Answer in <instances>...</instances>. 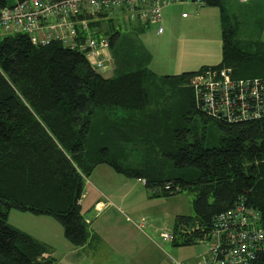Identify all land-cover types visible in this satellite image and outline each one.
I'll list each match as a JSON object with an SVG mask.
<instances>
[{
  "label": "trees",
  "instance_id": "obj_1",
  "mask_svg": "<svg viewBox=\"0 0 264 264\" xmlns=\"http://www.w3.org/2000/svg\"><path fill=\"white\" fill-rule=\"evenodd\" d=\"M201 1L219 7L221 59L198 71L228 68L233 79L264 76V46L257 47L261 52L238 48L220 0ZM8 3L0 0V6ZM96 18L88 25L95 36L106 37L112 58L122 30L142 32L146 26L130 25L119 14ZM111 63L112 74L105 77L104 68L95 70L81 52L58 40L35 45L24 33L0 37V264L49 263L41 258V243L7 223L11 209L50 216L73 246L85 242L78 198L84 179L99 163L143 178L152 197L191 193V213L176 215L172 222L167 240L172 246L199 242L213 216L238 198L258 213L256 224L264 233V119L226 122L207 116L184 85L197 70L162 75L150 89L154 74L144 63L132 69ZM165 88L174 91L169 95ZM149 91L157 97L153 110H146ZM112 109L128 116L100 114ZM196 118L199 129L191 122ZM208 121L218 137L207 147L202 142ZM134 139L145 148L141 154L136 150L139 158L132 162L128 153L137 147ZM127 142L132 146H124ZM155 186L158 190L151 191ZM251 264H264V248Z\"/></svg>",
  "mask_w": 264,
  "mask_h": 264
},
{
  "label": "rangeland",
  "instance_id": "obj_2",
  "mask_svg": "<svg viewBox=\"0 0 264 264\" xmlns=\"http://www.w3.org/2000/svg\"><path fill=\"white\" fill-rule=\"evenodd\" d=\"M220 5L223 14L226 16V26L228 25L233 30L230 39L236 42V46L248 51H253L256 48L257 52H261L257 47L264 46V0H220ZM169 9L172 12V18L167 15ZM218 9L219 7L207 5L203 1L184 0L171 8L162 9L160 25L163 32L161 33L155 32L154 25H148L149 27L143 32H135L130 29L122 30L112 50L114 53L113 58L110 56L109 50L107 51L103 70H112L113 65L111 62H124L125 66L131 69L144 63L145 67L152 70L154 74V82L151 83L152 86L150 87V89H154L156 85L161 83V74L173 73L174 69L172 67L166 69L165 66H167L166 62L173 61L178 47L184 50L185 53L182 52L181 54L180 52L179 54L187 62L203 61V63L216 64L217 62L205 61L216 57L219 52L217 43L220 41ZM181 11L188 15V21L181 19L179 15ZM184 37L193 38L194 41L182 42L179 45L178 40ZM247 44H250V47ZM260 49L264 52V48L261 47ZM129 68L125 69L128 70ZM215 69L219 70L218 68ZM220 69H224L225 73L229 72L228 68ZM189 83L190 80L184 85L190 88ZM171 91L174 90L165 88L166 94L170 95ZM149 93V103L146 110H153L157 105V97H152L151 91ZM100 114L112 118L113 116L124 118L128 116L120 109L104 110ZM133 116L138 118L139 114L133 113ZM191 122L198 129L200 128L201 122L198 118ZM185 125L186 123H183V126ZM99 127L101 129V126ZM217 137V129L210 121L206 122L202 144L207 147L215 145ZM140 140H133V142L135 141L134 146L137 147L131 148L128 153V158L131 161L137 160L139 158L138 154H141V150L145 148ZM125 144L124 146L128 145L127 148L132 146V142ZM123 157L127 158V156ZM121 160L124 161L125 159L121 158ZM129 164L131 165V163ZM134 164L137 165L136 162ZM107 174H111L116 179L107 177ZM123 180H127V184L123 185ZM83 186L87 188L107 187L115 196L119 195L115 189L127 191L125 192L123 200L125 206L122 207V211H135L138 214L137 218H133L135 220L134 224L139 225L141 218L143 221L138 228L135 226L138 233L132 234V240L124 238V243L128 246L132 245L131 249L135 252H148L155 260L151 264H156L162 258L159 261L160 263L165 255H169L177 261H184L183 263L187 264L193 259L196 260L205 252L206 245L203 242L172 246L168 241H164L159 237L162 232L170 231L173 218L176 215L191 213L192 195L187 190L166 196L152 197L147 194L143 186L134 177L117 173L105 163L97 164L89 172ZM7 222L20 230L46 239L52 247L50 254L54 261L52 264H67L71 247L62 236L61 226L54 219L45 215H33L11 209ZM112 233L119 238L123 237L120 229L113 230ZM87 252L89 262L93 264L94 259L90 256L92 251L88 249ZM85 253V249L79 251L78 258L71 260V264H85L87 262Z\"/></svg>",
  "mask_w": 264,
  "mask_h": 264
},
{
  "label": "built area",
  "instance_id": "obj_3",
  "mask_svg": "<svg viewBox=\"0 0 264 264\" xmlns=\"http://www.w3.org/2000/svg\"><path fill=\"white\" fill-rule=\"evenodd\" d=\"M184 0H11L0 6V37L7 33H24L32 44L58 40L63 46L81 52L97 71L105 66L108 41L95 36L91 20L119 14L127 23L155 25L161 32V10ZM199 1L201 0H192ZM245 1V0H239ZM181 17L186 13L181 12ZM195 106L207 116L236 122L254 118L264 119V76L230 78L224 69L197 70L189 83ZM141 185L144 179L140 178ZM164 189L169 184L163 185ZM157 186L151 191H157ZM258 213L242 198L215 214L211 225L199 242L206 250L187 264H251L264 248V233L257 226ZM171 240L170 231L160 234ZM165 255L159 264H185Z\"/></svg>",
  "mask_w": 264,
  "mask_h": 264
},
{
  "label": "crops",
  "instance_id": "obj_4",
  "mask_svg": "<svg viewBox=\"0 0 264 264\" xmlns=\"http://www.w3.org/2000/svg\"><path fill=\"white\" fill-rule=\"evenodd\" d=\"M173 5H176V4H173ZM173 5L165 6L162 9L171 8ZM170 11L171 10L169 9L167 15L172 18L173 17L171 14L172 12ZM187 18H188V15H186L185 17H181V19H185V21H188ZM151 25L153 26V24ZM149 26L146 25L143 31H145ZM161 32H163V29L161 30ZM219 40L220 41L217 42L219 46V52L217 56L210 58V59H206L207 61L205 62H217L218 63L221 59L220 27H219ZM178 41L180 45V43L182 42H192L194 40L193 38L184 37V38L179 39ZM180 52L181 54L182 52L185 53L183 49H180L178 47L177 53L175 54L173 61L166 62L167 64V66H165L166 69L169 67H172L174 69L173 73H170V74H179L184 71H195V70H198L202 66H213L217 64V63L216 64L215 63L214 64L203 63V61L187 62V60H185V58L179 54ZM150 71L152 72V70ZM101 74L105 77L110 76L112 74V70L108 71L107 69L101 72ZM170 74L165 73V74H161L160 76L170 75ZM107 177L116 179L111 174L109 175L107 174ZM135 179L136 181L139 182L138 178H135ZM122 184L123 185L127 184V180H123ZM115 190H117V193L119 195L115 196V194H113L112 191L109 190V188L103 187V186L99 188H87L86 186H82V189H81V192L78 198V203L80 206V212L82 214L83 221L85 223V228L87 231V238L85 242L79 246H73L71 243H69L64 238L71 247L69 251L70 255L68 256L67 264H71V260H73L74 258H78V252L83 249H85V252H86L85 257L87 259V262L85 264H90L89 255L87 252L88 249L92 251V253H90V256L94 259L93 264H141V263L151 264L152 262H155L153 257L148 252H135L131 249L132 245L128 246L126 245V243H124V238L125 239L130 238L132 240V236H133L132 234L138 233L136 230V227L138 228V226L142 224L143 220L142 218L140 219L141 222H139V225L134 224L135 220H133V218H137L138 214L135 211H129V210L126 212L122 211L123 210L122 207L125 206L123 205L124 204L123 200L125 198V192L127 191L124 189H115ZM8 215H9V212L7 213V218H8ZM33 215H36V214H33ZM39 215H42V214H39ZM178 215H181V214H178ZM7 218H6V221H7ZM10 226L13 228H16L12 225ZM117 229H120V231L122 232L123 234L122 238H119L116 236V234L112 233L113 230H117ZM20 231H23V230H20ZM25 233L30 235L32 238H34L36 241H38L44 246V251L41 254V258L43 260L44 259L48 260L49 261L48 264H52L54 262L52 256L50 255L52 251V247L47 242V240L44 238L38 237V236H34L27 231ZM161 259H159L156 264H158Z\"/></svg>",
  "mask_w": 264,
  "mask_h": 264
}]
</instances>
